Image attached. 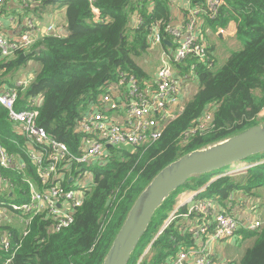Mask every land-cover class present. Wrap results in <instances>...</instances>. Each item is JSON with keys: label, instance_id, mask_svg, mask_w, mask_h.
Instances as JSON below:
<instances>
[{"label": "trees", "instance_id": "trees-1", "mask_svg": "<svg viewBox=\"0 0 264 264\" xmlns=\"http://www.w3.org/2000/svg\"><path fill=\"white\" fill-rule=\"evenodd\" d=\"M188 1L186 18L189 8L202 13L206 41L207 25L217 30L233 22L237 39L243 42L242 49L217 70L213 47L207 41L208 59L189 57L175 65L181 75L195 66L191 78L198 86L195 94L184 102L181 114L153 144L132 151L109 149L110 161L91 172L81 206L74 210L72 222L60 230H55L48 210L30 219H18L21 211L11 207L29 202L31 185L43 192L50 187V181L44 184L31 162L29 145L33 143L15 128L8 111L0 107V145L14 160L9 168L0 166V176L9 184L0 191V205L9 207L0 217V264H103L134 204L160 172L194 151L259 125L264 113V0H216L220 3L216 11L208 0ZM40 2L51 9L64 8L67 33L44 35L32 46L27 58L38 68L27 89H19L16 108L40 97L38 125L76 155L81 152L83 138L79 121L88 107L118 82L120 74L131 73L140 81L151 78L138 58L150 48L151 29L160 30L164 39H170L166 29L174 23L171 0H35L27 12L34 9L37 14ZM27 18L22 20V26L33 20ZM134 18L141 19L142 24L135 26ZM158 23L160 28L155 26ZM163 46L169 49L165 41ZM25 53L18 49L4 57L0 50V92ZM208 112L212 120L204 125ZM263 155L249 163L263 161ZM78 166L69 164L63 186L70 187L71 178L83 176L76 171ZM245 172L223 176L211 184L208 183L217 174L192 177L156 212L129 264H138L150 245L141 264H163L179 251V244L191 243L178 219L157 237L178 193L207 186L199 196L225 202L240 190L264 187V163ZM187 210L185 206L179 214ZM9 215L14 219H5ZM248 236L256 239L240 264H264V229Z\"/></svg>", "mask_w": 264, "mask_h": 264}, {"label": "built area", "instance_id": "built-area-1", "mask_svg": "<svg viewBox=\"0 0 264 264\" xmlns=\"http://www.w3.org/2000/svg\"><path fill=\"white\" fill-rule=\"evenodd\" d=\"M9 0H0L1 9ZM33 1V0H29ZM213 11L220 4L216 0H208ZM99 15V12L95 10ZM198 9L189 8L186 20L179 26L170 25L166 32L170 39H164L158 29H151L149 35L150 48L162 47L164 41L170 42L169 49L163 48L159 60L160 66L156 74L150 79L140 81L131 73L122 72L117 83H113L99 97L96 103L88 107L87 112L79 121L78 130L83 136L82 149L79 154H72L69 147L55 139H51L46 130L37 123L41 98L30 99L27 105L16 108L19 89L26 90L33 81L29 78L18 81L13 88H4L0 92V107L9 113L11 122L15 128L22 132L33 145H29V157L37 167L38 173L44 184L50 181V187L39 192L33 185L30 187L28 203L11 206L20 210L17 218H32L38 213L48 210L55 221V230H60L72 222L74 210L81 206L88 181L73 186L74 178H71V186L65 187V171L69 164L84 165L97 163L103 166L110 161L109 149L128 146L146 147L161 138L166 126L175 120L184 108L182 98L184 89L191 82L193 69L181 75L175 69V65L185 62L189 57L205 59L207 41L203 37L202 22ZM0 14V50L4 57H10L15 50L29 51L37 42L39 27L34 20H27L23 26L20 39L10 40L1 31ZM133 24L139 26L142 20L134 18ZM160 28V24H156ZM55 27L50 25L45 29V35L55 34ZM216 35H228L226 28H218ZM235 36V34H231ZM212 120V113L208 112L204 125ZM14 160L0 145V166L11 167ZM64 163H66L64 165ZM256 166L249 164L241 168L242 172ZM237 169L226 175H234L241 172ZM91 174V173H90ZM225 175V176H226ZM81 176L82 175H78ZM77 176V177H78ZM76 177V178H77ZM9 187L0 176V191ZM206 187L200 189L203 192ZM8 206L0 205V217L6 215ZM214 203L210 199L198 200L194 206L188 209L184 216H197L194 224L186 227V233L190 235V244H179V251L166 260L163 264H233L231 261L218 262L210 253L209 245L232 239L240 229V223L236 216L227 210L218 212L212 218ZM4 212V213H3ZM179 211L173 213L158 232L163 231L176 220ZM7 216H5V219ZM264 223L261 220L248 222L247 230L251 233L261 231ZM204 245L198 247L197 243ZM6 243V242H5ZM8 247L9 244L6 243ZM151 248V245L149 246ZM149 250L144 253L143 257ZM143 257L139 260L141 264Z\"/></svg>", "mask_w": 264, "mask_h": 264}, {"label": "crops", "instance_id": "crops-1", "mask_svg": "<svg viewBox=\"0 0 264 264\" xmlns=\"http://www.w3.org/2000/svg\"><path fill=\"white\" fill-rule=\"evenodd\" d=\"M34 1L35 0H33V1L10 0L5 5L2 12L0 13L1 14V21H2L1 22V31H2L3 35H6V37L9 38L10 40L20 39V37L22 35V31H23L22 30L23 26L21 24L22 20H24L25 17H28L27 19H33L36 26L40 27V29L43 30V33L38 34L37 38L43 37L45 35V33H44L45 29H47L50 25H52L56 28V32L59 35L64 36L67 33L66 24H65L64 8L59 7V8H61L60 10H56V9L51 10L52 7H50V5H46V6L39 5L38 7L40 8V11H38L37 14H36V12L33 11L34 9H30L29 12H27V10H28L27 7L29 6L30 3H33ZM135 1H137V0H135ZM171 6H172V19L174 22L173 25L179 26L186 19V9L189 7V1L188 0H171ZM41 11H43L44 13L42 14ZM27 15H29V16H27ZM226 30L228 32V37L230 40H234L235 38H237V28H236L235 23L231 22L226 27ZM215 31H216V28L207 25L205 37H206V39H207V41L211 47H213V45H211L210 43H213L214 40L212 38H209V37H212V36L216 37L217 40H225L226 39L222 35L216 36ZM231 34H235V36L233 37V36H231ZM170 45H168V46H170ZM163 48L164 47H157V50H155V52L160 51V54H161ZM30 52H31V50H29L27 53H25L26 57L22 60V63H20V64L18 63V68L9 76V78L7 80V84H6V86H4V88H12L16 85V83L18 81H23V80H26L29 78H33V80H34L38 66L34 61L27 58L28 54ZM212 55H213V52H212ZM158 60H159V57H158ZM150 63L151 62H149L145 59L143 61V64H140V66L150 77H152L156 74L157 70L153 73H152V71H149L148 68H150L149 67ZM188 84L191 85L192 82H190ZM194 84H196V83H194ZM10 86H12V87H10ZM197 89H198V86H197ZM186 93H188V92H186V87H185L184 95L182 98L183 104H184L185 99H186V95H185ZM261 117H264V113L262 114ZM259 163H261V164L264 163V160L260 161V162L258 161L257 163H253V164H259ZM249 164L250 163L246 162V161L242 162L240 164H237L234 167H231L230 171L227 173H231L237 169L241 170V168H243L244 166L249 165ZM227 173H225L223 175H219V176L214 175V177L211 179V181L208 184H211L212 182L216 181L217 179H220L221 177H223ZM243 173H246V172H243ZM243 173L241 170L240 173H237L234 176H237V175H240ZM263 189H264V187L253 189L252 191L240 190V191L234 193L231 200H228L225 202H220V200L214 199L213 197L199 196V194H200L199 190L198 191H192V190L183 191L184 193L181 192L182 197H180V199H177L178 200V202H177L178 207L175 206L173 208L171 215L173 213H175L176 211H180L181 208H183L185 206L187 207V209L191 208L192 206L195 205V203L198 200L210 199L214 203V210L212 213V218H215V216L218 212H220L222 210H227L229 213L236 216L237 220L240 223V229L238 230L237 234L232 239L227 240V241H223V242H227V243L231 244L234 242V238L238 237L241 240L240 242H242V244L246 243L245 246H249L247 244L248 240L254 238L252 240L250 246H249V247H251L253 245L256 237L255 236H248V233H251V232H249L247 230V225H248V222H250V221L254 222L257 220H261L264 223V213H262V211L264 209L261 208L259 205H257V203L254 202L257 200V196L259 195L258 192L262 191ZM185 214H186V212L183 214H179V216L177 218L180 221V224H183L182 226L184 228V233H186V227L188 228V227L192 226L194 224V221L197 219L196 218L197 216L188 217V216H184ZM262 229H264V227ZM251 234H253V233H251ZM223 242H218V243L209 245V250H210L211 255L220 263H223L226 261H231L233 264H240V261L243 258L245 252H244V254L242 252V255L240 256L239 260L237 261L236 259L232 258L228 254L227 249L224 248L225 244H223L221 246V249L218 248V244L223 243ZM197 246L203 247L204 245L202 244V242L201 243L198 242ZM249 247H247L246 250Z\"/></svg>", "mask_w": 264, "mask_h": 264}, {"label": "water", "instance_id": "water-1", "mask_svg": "<svg viewBox=\"0 0 264 264\" xmlns=\"http://www.w3.org/2000/svg\"><path fill=\"white\" fill-rule=\"evenodd\" d=\"M168 42L165 40L166 44ZM25 57L22 54L18 63ZM261 154H264V126L257 125L221 143L194 151L166 167L134 204L103 264H129L156 212L192 177L216 173Z\"/></svg>", "mask_w": 264, "mask_h": 264}, {"label": "rangeland", "instance_id": "rangeland-1", "mask_svg": "<svg viewBox=\"0 0 264 264\" xmlns=\"http://www.w3.org/2000/svg\"><path fill=\"white\" fill-rule=\"evenodd\" d=\"M37 5L38 6L39 5H43V2H40ZM55 9L56 10H60L61 8H59V9L53 8L51 10H55ZM42 33H43V30L40 29V27H39V34H42ZM224 37L226 38L225 40H217L216 37H213V36L212 37H209V38H212L214 40V42L213 43H210V44L213 45V50H212L213 55L212 56H214V58H215V62L216 63H215V67L214 68L217 69V70L219 68H221V66H223L225 64V62L232 56L233 53L240 51L242 49V47H243V42L240 41V40H237V38H235L234 40H230L229 37H228V35H224ZM155 50H157V47H154L152 49L149 48L145 53H142V55H141L140 58H138L140 64H143V61L145 59L147 61L151 62L150 65H149L150 68H148V70L149 71H152V73L155 72L159 68V66H160V61L158 60V57H160V51L159 52H155ZM174 68L177 69L176 67H174ZM196 90H197V84H194L192 82L191 85L190 84H187L186 85V92H188V93L185 94L186 95L185 102L191 96H193L195 94ZM258 122H259V125L260 124L261 125H264V117H261ZM119 148H120V150H126V151H132L133 150L131 147H128V146H122V147H119ZM258 157H260V156L259 155L254 156L252 158V160L249 159L246 162L254 161V159H257ZM97 165H98L97 163H94L93 165H91V164L79 165L76 168V171L78 173H83V176L82 177L81 176H78L73 181V186H77L79 184H83L84 182H87L88 181V177L90 176V173L97 167ZM230 169H231L230 167H227V168H225V169H223L221 171H218V172H216L214 174H218L216 176L223 175V174L229 172ZM182 193H184V192H182ZM182 193L181 194L178 193L176 195L175 204H174L173 208L175 206H177V202H178L177 199H180V197H182ZM258 194L259 195L257 196V200L254 201V202L257 203V205H259L261 208L264 209V189L262 191H259ZM262 213H264V210L262 211ZM7 217H10L11 219H14L11 215H9ZM169 218H170V216H169ZM169 218L167 219V221L169 220ZM253 239H249L248 240L247 244L249 246H250V244H251V242H252ZM240 241L241 240L238 237H235L233 243L229 244L227 242H223V243L218 244V248L221 249V246L223 244H225L224 245V248L227 249L228 254L232 258H234V259H236L238 261L239 258H240V256L242 255V252L244 254V252L246 251V248L249 247V246H245L246 243H243L242 244V242H240Z\"/></svg>", "mask_w": 264, "mask_h": 264}, {"label": "bare ground", "instance_id": "bare-ground-1", "mask_svg": "<svg viewBox=\"0 0 264 264\" xmlns=\"http://www.w3.org/2000/svg\"><path fill=\"white\" fill-rule=\"evenodd\" d=\"M54 33L56 34V35H58V33L56 32V28H55V31H54ZM169 44H167V45H170V42H168ZM162 47H164L163 45H162ZM170 46H168V48H169ZM165 48V47H164ZM200 191V190H199ZM161 230V229H160Z\"/></svg>", "mask_w": 264, "mask_h": 264}]
</instances>
